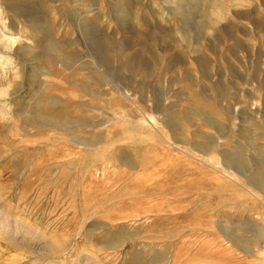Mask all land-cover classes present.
<instances>
[{
	"label": "rangeland",
	"instance_id": "1",
	"mask_svg": "<svg viewBox=\"0 0 264 264\" xmlns=\"http://www.w3.org/2000/svg\"><path fill=\"white\" fill-rule=\"evenodd\" d=\"M3 33L0 264H264V0H0Z\"/></svg>",
	"mask_w": 264,
	"mask_h": 264
},
{
	"label": "bare ground",
	"instance_id": "2",
	"mask_svg": "<svg viewBox=\"0 0 264 264\" xmlns=\"http://www.w3.org/2000/svg\"><path fill=\"white\" fill-rule=\"evenodd\" d=\"M17 40L18 39H12V38H8L4 33L3 34H0V46L1 47H4L6 49H9L11 50L12 49V45H15L17 43ZM1 59V58H0ZM2 60V59H1ZM8 65V64H7ZM1 91V90H0ZM8 91V90H7ZM1 97V96H0ZM3 226L5 225H2L0 226V229L1 231L0 232H3L4 229H3ZM6 227V226H5ZM19 227V226H18ZM3 230V231H2ZM16 234V233H15ZM10 235V234H9ZM53 250V249H52Z\"/></svg>",
	"mask_w": 264,
	"mask_h": 264
}]
</instances>
